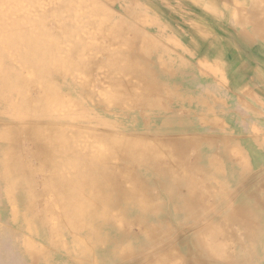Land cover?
Instances as JSON below:
<instances>
[{
  "label": "bare ground",
  "instance_id": "1",
  "mask_svg": "<svg viewBox=\"0 0 264 264\" xmlns=\"http://www.w3.org/2000/svg\"><path fill=\"white\" fill-rule=\"evenodd\" d=\"M205 1L211 7L227 3L238 7L233 16L242 23H252L255 34H264V0ZM11 2L8 10L0 4V102L5 105L0 117L10 122L0 132L4 147L0 156L3 199L15 204L21 186L23 207L31 213L38 211L42 224L51 225L55 232L60 228L67 232L79 257L73 264L88 260L92 264H115L125 258L140 264H216L215 258L222 264H252L255 259L264 263V182L258 185L255 197L239 196L247 189L248 179L254 177L244 154L230 140L212 138L209 143L215 141L225 147L231 165L211 155L206 165L195 160L189 166L187 143L166 133L182 126V122L169 117L163 126L167 135H119L116 130L120 126L90 115L87 101L75 95L80 90L102 109L164 105L158 89L170 88L143 72L149 56L138 50L131 54V47L138 49L134 45L143 40L151 43L154 51L169 42L160 30L167 29L168 34L171 30L161 27L164 23L158 12L152 15L136 1L128 8L139 20H146V25L160 26L153 38L141 26L117 18L106 7L93 5L95 1L62 0L57 4L49 0L51 3L43 7L37 0ZM39 9L41 12L35 15ZM105 10L111 24L100 15ZM54 14L63 22H56ZM192 45L198 49L201 43ZM186 66L179 67L186 70ZM100 71L102 75H98ZM29 148L30 154L25 156ZM262 159V154H254V166ZM143 171L161 176L163 181L150 178L154 180L152 185ZM212 186H219L218 194L221 192L217 207L223 205L221 211L209 213L211 220L205 223L197 210ZM159 192L169 200H158ZM163 202L185 213L173 224L160 223ZM1 220L6 221L0 211ZM34 221L29 220L28 226L34 227ZM133 227L139 233H134ZM103 229L112 234L103 236ZM189 229L197 233L195 249L179 244L180 234ZM221 231L225 232L226 243L220 240ZM59 237V233L51 232L44 241L58 247ZM89 240L92 245H88ZM4 241L7 248H0V264H26L28 256L21 251L20 243L13 239L8 226L0 225V244ZM25 244L31 261H36L35 245ZM230 245L237 247L235 252ZM101 257L105 261H100Z\"/></svg>",
  "mask_w": 264,
  "mask_h": 264
},
{
  "label": "rangeland",
  "instance_id": "2",
  "mask_svg": "<svg viewBox=\"0 0 264 264\" xmlns=\"http://www.w3.org/2000/svg\"><path fill=\"white\" fill-rule=\"evenodd\" d=\"M0 1H1L0 4L2 8H4L5 10H8V8H11L12 6L11 0H0ZM37 1L42 5V7L48 6L49 3H51L49 2V0H37ZM54 1L57 4L62 2V0H54ZM91 1H95L93 5H100L102 7H106L107 9L111 10L117 15V18L118 17L124 18L127 22L141 26L144 29V31L147 32V34L149 33V35L153 38L155 37L153 35V32L157 33L156 30H158L160 26L146 25L147 23L146 20L145 21L139 20L134 15L132 9H128L129 6L134 7L136 5L133 3V1H136L138 5L143 4V7H145L143 9L145 11L148 10V12H150L152 15L153 13L158 12V15L160 16L161 21H163L164 23V25H161V27L166 28L165 24L167 23L171 24L172 22L170 17L162 14L157 9H155L154 6L158 7V5L154 2L155 0H91ZM170 1L173 3L178 2L177 0H170ZM25 6L28 7L26 9H29L28 4H26ZM187 6H189V4H187ZM123 8H125V10H123ZM208 11H210L209 14H207ZM208 11H204L203 13L202 10L199 9L198 15L200 17H202V14L204 15V20L209 24V26L207 27L209 28V31L211 33H222L223 30H225V26H221V25L218 26V22L219 21L222 22V20H218L217 18L219 17L217 16L218 10L210 9ZM40 12H41V9L37 10L35 15ZM77 12L79 13L81 11L77 10ZM107 13L108 12L105 10V12H101L100 15L104 16L106 18V22L109 21V23L111 24L112 20L106 15ZM213 15L215 18L213 17ZM52 17L58 23L63 22V18L59 17L56 14H54ZM64 21H65V18H64ZM168 29L171 30V33L173 32L175 33L172 27ZM161 30H160L161 34L170 33L169 30L167 29H163V31ZM161 44L162 46H160L159 49L154 51L153 49H151L153 45L143 40L142 42H138L134 45V46L138 45V49L133 48V46L131 47L132 48L131 54H133V52L138 50V52H144V54L147 55L145 57L149 56L148 57L149 63L148 65L145 66V70L143 72H145V74L148 77L155 76L156 79L160 81V83L162 82L161 84L170 88V89H162V87L161 88L159 87L158 89L157 93L159 94V97H161V101H162L161 103L164 105L159 104L158 108H154V107H145V108H139V109L126 108V110H123V109L120 110V109L110 106L109 107L110 109H107V108L102 109L101 105L89 101L85 97V95H82L80 90H77L75 95L78 97H83L87 101V106L91 110L90 115L92 116L98 115L99 117H102L103 119L113 122L115 126H120L119 129L116 130L119 135H124L125 133H129V134L135 133V134H141L142 136L147 137V138H152L156 135H159V133H160V136L163 134L167 135L166 133H168L169 136L172 135V137L174 138H181L187 143L186 161L187 163H189V166L190 165L192 166L195 160L199 162L200 165H206L208 157L211 155H217V157H221L222 162H225L226 166H228L229 163L232 161V159L230 155L226 153L227 151L225 150V147L223 148L222 145H219L220 143L218 142L216 143L215 141H212L213 144L209 143V140L211 138L204 139L201 137L203 134H207V135L212 134L214 133V131L210 130L209 128L211 127H209L208 125H207L208 130H205L204 128H199V124L196 121L192 120L193 114L191 113L189 105L181 97L182 91H184V89H181L182 85L180 83V75L179 73H177L176 69H180L179 66H181V64H184L185 61H193L194 63H196L197 59L187 57L182 47H178L176 42L169 41L167 43L163 42ZM158 56L160 59L158 58ZM99 59H101V57H99ZM141 59L142 58H140V60ZM171 70H173L174 72L171 73ZM99 74L102 75V72L100 71L98 75ZM225 76L227 75H224V74L216 75V77L218 78H224ZM229 76L232 77L233 75H229ZM152 79L153 78H151V82H152ZM148 81L150 82V78H148ZM176 83H180V84H176ZM147 97L150 98V96H147ZM4 107H5L4 103L0 102V115H1V112H3ZM169 117L178 120L179 124L182 122L183 125L177 126L175 129H172L171 131H166V133H163L164 123ZM9 123L10 122L8 119L4 117H0V132L5 126L9 125ZM97 128L102 129L103 127L98 126ZM106 129H109V131L111 132L110 127ZM115 129L117 128L115 127ZM121 129L123 130V132ZM115 134L118 135L117 133ZM202 139H203V142L200 143V140L202 141ZM263 144H264V141H263ZM3 148H4L3 144L0 141V156L3 153ZM224 150L226 152H224ZM29 151H30V148L25 149V154H26L25 156H28L30 154ZM244 156L246 160L249 162L250 159H248V156L245 154ZM251 173L253 174L254 178L264 179V169L251 170ZM155 177L163 181V178H161V176H153L149 172H145L144 174V178L148 179V181L152 185L154 184V180L150 178H155ZM2 178H3L2 182L5 183L4 174ZM164 182H166V180ZM157 187L158 189L160 188L159 185H157ZM185 189L186 187H184V189L181 188V194H182V190H185ZM218 189H219V186H212V188H210L211 191L204 194L205 196L203 199H205L206 201L205 208H208V210L210 211L209 213L211 214H213L214 210L218 209L217 203L219 202V195H220V193L218 194L219 192ZM4 192H5V184H0V198H2V200L0 201V211H1V216L4 217V219L6 220V221L1 220L0 225L8 226V230L13 235V239L17 241L18 243H20L19 247L21 248V251L23 252V254L25 255L27 254L26 256H28V258H26L27 259L26 264H66V263L73 264L74 263L73 260H75V258H79L78 255L74 253L75 250L77 249L72 247L71 244L69 243L70 239L68 238L67 232L64 231L60 227H58L60 229L56 230V232L60 234L59 242H57L58 244L56 243L59 246L53 247L45 243L44 239H46V237H49V235L51 236V232L54 235H56V232L55 230H53L51 225L42 224V222L39 219L40 213L38 211L31 213L27 211L26 207H23L25 204L23 202L24 194H23V189H21V186L17 190L16 194L18 195L15 196V204L3 199ZM161 199L162 200L166 199L167 201L169 200L166 198L165 194L163 195L159 192L158 200H161ZM161 208L162 210L159 211V214H161L162 216L158 217V220L160 221V223L161 222H163V224L164 223L166 224L175 223L177 217H174L171 215L169 216V213L163 210V209L169 208L166 202H163ZM173 213L174 212H171L172 215ZM179 213L184 214L185 212L183 210ZM9 219H11L10 223H9ZM201 219L204 220L205 223L211 220L209 216L207 217L204 216ZM29 220H35L34 227L28 226ZM119 220H120V217H118L117 220H115L116 223L119 222ZM190 222L193 223L194 221L191 220ZM133 231L134 233H139L138 232L139 229L137 227H133ZM100 232L103 236L107 234H112L106 231V229H103ZM196 234L197 233L195 232V229H192V230L189 229L188 232L184 230L180 234L179 244L186 245L187 240L190 239L191 241V238L195 237ZM109 236L111 237V235ZM26 242H31L36 247V249L34 250V253L36 255L35 256L36 261L34 262L31 261L29 253H27V250L25 247ZM87 243L88 245H90L91 243L90 240L87 241ZM5 245H6L5 241L1 242L0 248L5 250L7 248V246ZM108 247H111V246H108ZM77 248L80 250L81 246H78ZM92 249H94V247H92L90 251ZM101 258L102 260L100 261H105L106 259V258L104 259L103 257ZM134 263H136L134 259L125 258L121 261H118L115 264H134ZM85 264H92V263L90 260H88L86 261ZM100 264H102V262H100ZM136 264H140V263H136Z\"/></svg>",
  "mask_w": 264,
  "mask_h": 264
},
{
  "label": "crops",
  "instance_id": "3",
  "mask_svg": "<svg viewBox=\"0 0 264 264\" xmlns=\"http://www.w3.org/2000/svg\"><path fill=\"white\" fill-rule=\"evenodd\" d=\"M177 1V3H173L170 0H155L154 2L158 7H154L172 20L171 24L167 23L165 25L168 26L167 28L172 27L175 33L167 34L163 38L179 44L178 47H182L187 57L197 59L196 63L185 61V66L187 65L186 68L188 67L186 70L181 69L182 67L176 69L180 75L181 89H184L181 97L189 105L193 114L192 120L199 124V128L208 130V125L212 128L209 129L214 131L212 134H203L202 138L228 139L236 149L248 156L251 170L264 169V34H261V36L255 34L252 23L247 24L238 21L233 16L238 7L236 9L231 4H219L216 7H211L206 5L205 0ZM162 8L163 10L161 11ZM199 9L203 13L206 10L217 9L218 20L224 22L219 21L218 26H225V30L222 33H211L207 27L209 24L204 20V15L202 14V17L198 15ZM191 42H198L201 45H198V49H194ZM204 49L208 51L206 52ZM233 59H235V62ZM173 70H171V73L174 72ZM218 74L227 76L218 78L216 77ZM229 75L233 76L230 77ZM256 153L257 155L262 154L263 159L257 166H254L252 158ZM231 162L229 163L230 165ZM234 169L238 171L236 168H232V170ZM228 182L231 184L229 178ZM260 182H264V180L260 178L248 179L246 182V185H248L247 189L243 193H240V195L234 192L235 198L238 195L241 197L243 194L254 196V193L257 194ZM205 204L206 201L202 205V208L197 210V214L202 212L199 215L207 217L210 211L208 208H205ZM222 205L223 202L218 207L219 211H221L220 207ZM163 210L168 212L169 216L178 218L182 217L183 213L179 212L184 209L168 208ZM171 212H174L173 215ZM159 216L162 215L159 214ZM219 237L223 243H226L227 239L224 231L220 232ZM186 245L195 249L197 246L195 245L194 237L191 238V241L188 239ZM229 247L231 251H236V246L230 245ZM213 261L216 264H222L220 259L215 258ZM252 264L264 263L255 259Z\"/></svg>",
  "mask_w": 264,
  "mask_h": 264
}]
</instances>
